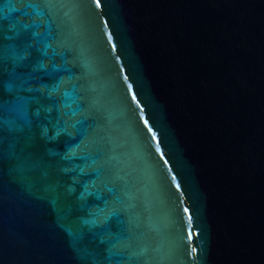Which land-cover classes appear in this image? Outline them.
<instances>
[{
    "label": "water",
    "instance_id": "obj_1",
    "mask_svg": "<svg viewBox=\"0 0 264 264\" xmlns=\"http://www.w3.org/2000/svg\"><path fill=\"white\" fill-rule=\"evenodd\" d=\"M33 2L0 13V45L12 17L41 34L0 264H264V0Z\"/></svg>",
    "mask_w": 264,
    "mask_h": 264
},
{
    "label": "snow or ice",
    "instance_id": "obj_2",
    "mask_svg": "<svg viewBox=\"0 0 264 264\" xmlns=\"http://www.w3.org/2000/svg\"><path fill=\"white\" fill-rule=\"evenodd\" d=\"M16 2L27 8L38 9L39 4L34 3L33 0H16ZM16 2L14 0H3L0 3V13H3L4 8H10L14 13H23L27 15L28 13L24 8L16 7ZM45 4H51L52 0H42ZM97 6H100V0H95ZM43 15V13H39ZM14 23L11 25L10 30L16 32V36L20 39L17 43L12 45H0V67L11 68V71L7 72L8 80L4 81L0 79V97L4 93H8L14 96L13 100L3 101L0 100V133L3 132L5 126L9 131L21 130L23 126L31 127L33 121L29 116V109L32 104H39V98L36 96H23L19 93L21 92H39L40 89L31 87V81L35 77L29 73L25 76L22 73L16 71L17 67H29V64L25 63L32 56L33 49L41 41V34L38 31H29V29L35 27V25L21 24L19 20L12 17ZM6 39H13L9 36ZM31 41V42H29ZM40 51V49H36ZM46 54V53H45ZM37 67L39 69H44L45 65L43 62H38ZM43 111H49L48 109H43ZM41 110H37L35 116L40 117ZM46 133V130H45ZM3 136L0 134V151H2ZM13 147V146H10ZM14 154V153H13ZM18 161V171L23 174L29 168V157L25 155V150L21 149L20 154L16 157ZM187 211V209L185 210ZM99 264V262H96Z\"/></svg>",
    "mask_w": 264,
    "mask_h": 264
}]
</instances>
